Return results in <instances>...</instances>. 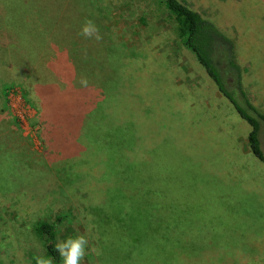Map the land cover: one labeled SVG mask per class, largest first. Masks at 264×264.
<instances>
[{
  "label": "rangeland",
  "instance_id": "1",
  "mask_svg": "<svg viewBox=\"0 0 264 264\" xmlns=\"http://www.w3.org/2000/svg\"><path fill=\"white\" fill-rule=\"evenodd\" d=\"M38 1L0 0V264L47 258L34 226L56 216L57 241L86 234L95 249L83 264H264V163L248 146L251 127L162 4L75 0L82 18H65L61 32V11ZM259 1L182 0L235 35L243 87L264 113ZM89 19L103 37L91 61L99 101L72 157L26 81L61 80L70 55L56 39L82 38Z\"/></svg>",
  "mask_w": 264,
  "mask_h": 264
},
{
  "label": "trees",
  "instance_id": "2",
  "mask_svg": "<svg viewBox=\"0 0 264 264\" xmlns=\"http://www.w3.org/2000/svg\"><path fill=\"white\" fill-rule=\"evenodd\" d=\"M37 1L29 0L33 6ZM39 1L46 5L45 0ZM158 1L169 18L174 21L178 38L194 53L220 93L232 104L239 116L250 125L248 146L252 154L264 163V113L254 105L251 96L243 87V72L237 59L235 35L227 32V28L219 26L214 18L185 4L182 0ZM50 2L56 11H61L57 30L61 32L66 30L65 18H82V12L75 0H50ZM232 2L239 5L243 0H232ZM248 2L253 4L254 8H260L259 0H248ZM34 20L32 16L30 21L33 23ZM39 21L51 23L52 19L49 15L42 14ZM243 34L244 32L241 31V35ZM75 38L71 41L64 35L56 39L57 50L60 52L63 50L66 55H70L66 58L69 63L66 67L68 71H65L61 80L59 74L54 81H48L46 77V79L42 77L35 81L32 78L33 74H30L26 81L30 92L41 104L43 114L56 127L57 134L70 137L73 146L72 157L85 149L90 116L98 106V91L93 85L97 68L91 61L96 60L94 49L98 51L104 49L101 40L97 42L94 39L80 38V36ZM76 43L81 44L79 52L70 54L71 45ZM7 50L0 45V53H7ZM86 60L90 61L92 69H81V64H84ZM74 65H79L80 69L72 68ZM81 79H87V88L81 86ZM44 80L47 82H43ZM62 219V216H56L53 222L41 220L34 226V235L42 243L46 257L52 258L53 264H62L58 252L54 249L57 243V227Z\"/></svg>",
  "mask_w": 264,
  "mask_h": 264
},
{
  "label": "clouds",
  "instance_id": "3",
  "mask_svg": "<svg viewBox=\"0 0 264 264\" xmlns=\"http://www.w3.org/2000/svg\"><path fill=\"white\" fill-rule=\"evenodd\" d=\"M81 36L87 39H94L97 42L103 39L98 26L93 20H86L82 25ZM81 86L87 88V79H81ZM55 251L58 252L62 264H83L88 251H95L94 248L89 249V240L86 234L68 237L64 240L57 241L54 245ZM36 264H53L52 258L37 257Z\"/></svg>",
  "mask_w": 264,
  "mask_h": 264
},
{
  "label": "bare ground",
  "instance_id": "4",
  "mask_svg": "<svg viewBox=\"0 0 264 264\" xmlns=\"http://www.w3.org/2000/svg\"><path fill=\"white\" fill-rule=\"evenodd\" d=\"M151 229V228H150ZM146 231V230H145Z\"/></svg>",
  "mask_w": 264,
  "mask_h": 264
}]
</instances>
